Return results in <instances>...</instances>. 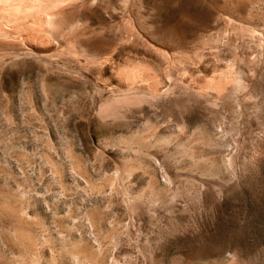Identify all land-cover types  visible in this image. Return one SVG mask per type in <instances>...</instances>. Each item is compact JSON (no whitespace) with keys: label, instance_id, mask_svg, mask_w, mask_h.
<instances>
[{"label":"rangeland","instance_id":"rangeland-1","mask_svg":"<svg viewBox=\"0 0 264 264\" xmlns=\"http://www.w3.org/2000/svg\"><path fill=\"white\" fill-rule=\"evenodd\" d=\"M0 264H264V0H0Z\"/></svg>","mask_w":264,"mask_h":264}]
</instances>
